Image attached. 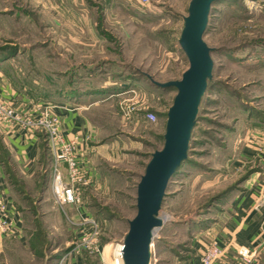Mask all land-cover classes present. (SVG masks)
I'll list each match as a JSON object with an SVG mask.
<instances>
[{
    "label": "rangeland",
    "instance_id": "obj_1",
    "mask_svg": "<svg viewBox=\"0 0 264 264\" xmlns=\"http://www.w3.org/2000/svg\"><path fill=\"white\" fill-rule=\"evenodd\" d=\"M143 1L0 0V71L35 106L68 98L90 122L95 177L81 190V206L100 227L105 264H114V249L135 215L136 184L150 154L162 148L166 112L176 94L147 77L179 80L188 68L178 39L190 0ZM203 40L212 49V79L187 160L165 192L151 264L183 263L198 227L214 217L212 198L248 169L240 155L248 136L261 130L257 118L264 120V0L215 2ZM35 135L41 152L30 177L19 172L0 140L22 224V238L5 239L0 247V264H56L75 245L67 218L76 212L54 203L45 136ZM79 258L102 264L86 252Z\"/></svg>",
    "mask_w": 264,
    "mask_h": 264
},
{
    "label": "crops",
    "instance_id": "obj_2",
    "mask_svg": "<svg viewBox=\"0 0 264 264\" xmlns=\"http://www.w3.org/2000/svg\"><path fill=\"white\" fill-rule=\"evenodd\" d=\"M82 25L85 26L84 23ZM89 69H96V66ZM89 69L87 71H90ZM19 91L0 71V94L12 100L18 108L33 111L36 108L43 109L45 104L54 106L53 114L61 120L64 138L69 140L75 135L79 136V146L82 151L81 167L89 177H95L90 169L93 135L84 109L74 106L72 100L68 98L35 106ZM259 95L264 99V80L259 84ZM257 119L261 130L259 133L248 136L245 148L240 155L251 170L249 177L237 189L229 193L218 209H214V217L212 216L210 222L198 227L199 232L195 236L197 238L192 239L189 245V255L182 264H199L200 242L210 240H215L220 247L230 243L256 248L260 252L257 264H264V209L256 205L262 192V186H264V155L256 150L257 145L264 140V121H261L259 117ZM0 140L10 159L17 164L19 172L26 177L34 176L38 170L41 152L39 138L36 135L29 136L18 131L8 134L0 127ZM7 165L0 159V194L6 197L12 219L22 230L20 215L12 203ZM5 239L8 238L0 236V247ZM78 259L80 258L74 257L67 264H83ZM118 260L117 264H122L121 259Z\"/></svg>",
    "mask_w": 264,
    "mask_h": 264
},
{
    "label": "water",
    "instance_id": "obj_3",
    "mask_svg": "<svg viewBox=\"0 0 264 264\" xmlns=\"http://www.w3.org/2000/svg\"><path fill=\"white\" fill-rule=\"evenodd\" d=\"M217 1H189L178 39V45L188 61V68L181 78L159 83L147 77L153 86L172 88L176 94L166 112L162 148L150 154L136 184L135 215L127 221L128 228L120 243L122 264H151L153 233L163 226L159 213L165 192L171 178L187 160L201 100L212 79V49L203 37L211 7Z\"/></svg>",
    "mask_w": 264,
    "mask_h": 264
},
{
    "label": "built area",
    "instance_id": "obj_4",
    "mask_svg": "<svg viewBox=\"0 0 264 264\" xmlns=\"http://www.w3.org/2000/svg\"><path fill=\"white\" fill-rule=\"evenodd\" d=\"M143 1V0H141ZM146 3V0L143 1ZM54 106L45 104L43 109L27 111L18 108L15 103L0 94V127L8 134L24 132L35 136L42 132L45 136L49 156V190L54 203L65 212V208L74 209L76 218H67L74 226L75 245L62 255L56 264H67L83 252L99 257L104 263V248L99 245L100 227L96 220L88 216L81 206V190L90 185V177L81 167L82 151L79 136L66 140L62 132L61 120L53 114ZM146 118L153 122L155 116ZM256 150L264 155V140ZM257 207L264 209V186L257 201ZM22 230L16 226L8 210L6 197L0 194V236L20 238ZM203 241V240H202ZM199 264H257L260 252L256 248L227 243L220 247L215 240L200 242ZM119 245L114 249V264L120 258ZM119 252V253H118Z\"/></svg>",
    "mask_w": 264,
    "mask_h": 264
},
{
    "label": "trees",
    "instance_id": "obj_5",
    "mask_svg": "<svg viewBox=\"0 0 264 264\" xmlns=\"http://www.w3.org/2000/svg\"><path fill=\"white\" fill-rule=\"evenodd\" d=\"M261 119V118H260ZM261 121H264V120H261ZM2 142V141H1ZM45 149H46V155L48 154V150H47V144H46V141H45ZM0 159L3 161V162H5L4 161V159H2L1 157H0ZM46 160H47V158H46ZM186 161H184L183 163H185ZM182 163V164H183ZM181 164V165H182ZM181 167V166H180ZM177 173V172H176ZM175 173V174H176ZM250 173H251V170L249 169V167H248V169L246 170V172L244 173V175L239 179V181L237 182V183H235V184H233V185H231L230 187H228V188H226V189H224L222 192H220L217 196H215L214 198H212V204L210 205H208V207L210 206V207H212V208H214V209H218L219 208V206L222 204V202L225 200V198L229 195V193L230 192H232L233 190H235V189H237L238 187H239V185L243 182V181H245L248 177H249V175H250ZM204 225H206L205 223H203V224H201L200 226H204Z\"/></svg>",
    "mask_w": 264,
    "mask_h": 264
},
{
    "label": "bare ground",
    "instance_id": "obj_6",
    "mask_svg": "<svg viewBox=\"0 0 264 264\" xmlns=\"http://www.w3.org/2000/svg\"><path fill=\"white\" fill-rule=\"evenodd\" d=\"M253 111V110H252ZM193 165V164H192ZM121 245H119V250L118 251H121ZM119 253V252H118ZM119 255H120V258H118V259H121V252L119 253Z\"/></svg>",
    "mask_w": 264,
    "mask_h": 264
}]
</instances>
